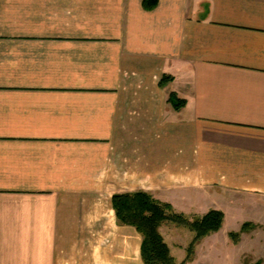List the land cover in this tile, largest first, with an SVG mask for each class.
Instances as JSON below:
<instances>
[{"label":"crops","instance_id":"0c3cea01","mask_svg":"<svg viewBox=\"0 0 264 264\" xmlns=\"http://www.w3.org/2000/svg\"><path fill=\"white\" fill-rule=\"evenodd\" d=\"M154 2L0 0V264H144L117 193L264 213V0Z\"/></svg>","mask_w":264,"mask_h":264},{"label":"trees","instance_id":"16d2710c","mask_svg":"<svg viewBox=\"0 0 264 264\" xmlns=\"http://www.w3.org/2000/svg\"><path fill=\"white\" fill-rule=\"evenodd\" d=\"M148 1L144 0V5H147ZM154 5L156 0L152 7ZM171 79L169 76H163L159 85ZM168 101L175 110L185 105V100L179 99L174 93L170 94ZM111 205L117 225L133 227L142 237L140 255L144 264H187L193 259L195 246L205 236L219 231L224 218L219 210H210L202 216L188 218L176 212L170 204L157 201L149 193L141 190L114 194ZM168 223L184 227L193 233V238L186 248V256L181 262H177L171 255L161 235L160 228ZM255 227L252 222H244L238 231L229 232L228 237L233 243H237L240 234L248 233ZM252 264L262 263L256 261Z\"/></svg>","mask_w":264,"mask_h":264},{"label":"rangeland","instance_id":"374dc122","mask_svg":"<svg viewBox=\"0 0 264 264\" xmlns=\"http://www.w3.org/2000/svg\"><path fill=\"white\" fill-rule=\"evenodd\" d=\"M244 208L245 212L243 209L240 211L238 208H234L232 214L228 212L224 228L205 236L204 240L201 239L203 244L197 256L199 264H252L256 261L264 264V213L258 215V209L254 206L246 205ZM199 216L202 215H192L188 218ZM246 219L258 226L248 233L240 234L239 241L233 243L228 237L229 231L237 229L239 224L244 220L246 221ZM161 233L168 237V241H172L176 246H179V244L186 241L185 233L191 232L184 227L168 223L162 227Z\"/></svg>","mask_w":264,"mask_h":264}]
</instances>
